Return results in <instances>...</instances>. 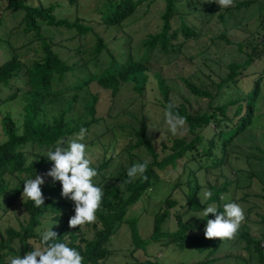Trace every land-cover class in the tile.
Here are the masks:
<instances>
[{
  "label": "trees",
  "instance_id": "16d2710c",
  "mask_svg": "<svg viewBox=\"0 0 264 264\" xmlns=\"http://www.w3.org/2000/svg\"><path fill=\"white\" fill-rule=\"evenodd\" d=\"M147 0H108L106 9L98 14L96 23L106 31L122 29V24L134 14L136 9ZM164 10L161 14V30L142 42L138 50H132L130 36L120 33L116 42L123 41L125 51L116 44L115 55L108 49L112 40L106 42L96 35L91 59L76 60L74 55L66 54L67 46L61 42L54 43L52 37L45 35L43 26L54 29H65L75 32L78 38L92 33L90 19L76 17L74 20L56 18L55 6H43L41 0H0V28L3 26V12H9L13 18H18L15 24L4 34L0 35V47L7 52V59L0 64V107L15 100L22 103L20 124L9 115L0 116V264H8L11 256L23 255L31 250L30 241L38 240V233L45 227L56 234V238L63 240L71 247H75L82 256V264H98L108 256L107 245L122 224L130 229L132 253L141 250L145 258L138 264H159L147 256L149 245L159 244L164 247L183 250L192 249L203 253V258L194 264H213L218 259L216 253L224 246L228 247L227 239L205 238L203 235L204 221L201 217L191 216L188 221L183 218L198 213L202 206L215 201L222 205L230 199L228 192L233 185V195H237L234 202L247 203L251 195L244 192L257 187L254 193L264 203V179L253 175L249 170L248 183L237 175L233 181L225 179L219 185L206 183L205 188L212 192L209 201L199 203V194L203 185L199 184L197 174L222 173L225 165H230L229 157L234 139L249 129L254 121L257 97L264 70L253 80L249 89L239 86L246 74L243 73L255 60L264 59V16L258 19L261 34L247 38L238 43V51L242 56L239 63L230 62L226 75L215 85L217 92L212 96L208 91L197 89L184 81L185 85L196 97L209 99V109L203 112H190L184 103L174 104L168 98V86L158 72H153L157 90L161 97L159 104L162 110L171 105L172 110L185 118L188 138H176L171 145L162 144L158 151L152 138L147 136L144 123L138 128H131L125 147L109 157H104L96 164L98 177L96 183L103 185L104 195L96 212V220L90 224L91 233L82 231V227H70L68 219L73 215V203L67 197L60 196L59 182L53 184L51 180L41 186L43 203L40 207L33 206L31 201L20 200L23 190V180L32 174H42L50 165L45 157V149L54 145L58 138L72 137L82 126L89 132L91 125L99 124L103 118L96 117L98 95L92 94L83 106V116L70 119L68 116L75 107L83 92L93 85L107 91L111 97L116 96L123 87L130 86L137 94L144 91L150 61V52L159 47L164 53L176 46L198 40L202 31L195 25L188 24L181 17L180 7H188V12L203 23H210L214 17L223 22V14L217 13L220 7L211 0L207 3H197L195 0H162ZM233 1V0H232ZM235 10H241L251 5L253 0H235ZM230 9V8H229ZM228 11L227 9L223 10ZM198 17V18H197ZM176 19L177 26H173ZM224 39V33L218 37ZM180 40V41H179ZM179 41L177 45L174 42ZM82 44L72 49L75 55L80 53ZM106 52L108 58L99 71H91L87 64L96 66L98 56ZM234 87L241 94L231 99L228 90ZM218 102L211 106V102ZM212 127L206 138L202 131ZM86 138V137H85ZM93 141H89L92 144ZM232 153V152H231ZM262 157H254L264 162V151H259ZM124 158V159H122ZM148 160L144 176L129 180L126 169L134 162ZM123 161V162H122ZM182 163V172L187 169L185 189L181 190L184 211L174 213L175 230L162 231L164 221L169 217V209L178 202L167 196L162 206L157 210L152 232L148 239H142L136 226L135 219H127L126 214L131 206L137 203L159 179V173L168 169H176ZM187 165V167H186ZM250 167V164L247 163ZM241 172L240 169L234 170ZM193 184V185H192ZM244 184V185H241ZM180 181L174 187H180ZM19 202L23 212L22 220L17 219V228L9 225L1 226V222ZM263 224L260 237H252L246 230L240 229L235 234L237 241L254 259L253 264H264V210L259 216ZM212 218L209 214L205 219ZM263 244V245H262ZM244 262V261H243ZM245 264L246 261L244 262ZM161 264V263H160Z\"/></svg>",
  "mask_w": 264,
  "mask_h": 264
},
{
  "label": "rangeland",
  "instance_id": "374dc122",
  "mask_svg": "<svg viewBox=\"0 0 264 264\" xmlns=\"http://www.w3.org/2000/svg\"><path fill=\"white\" fill-rule=\"evenodd\" d=\"M211 1L220 7L217 13L223 14V22H220L216 17L210 23L200 22L193 14L188 12V7H180L179 11L184 21L188 24L193 23L196 28H201L202 35L198 40L184 43L179 50L176 46H173L168 53H164L159 47H156L155 50L150 52L151 58L147 64L150 70L142 94H137L130 86L123 87L114 97L95 85L83 92L68 116H70V119L80 118L83 121L84 119L81 117H85L83 116L84 104L90 95H98L96 117L103 118V120L99 124L91 125L85 136L87 145L89 141H93L88 146L95 157V164L99 163L102 158L121 151L127 144L130 129L138 128L141 123H144L146 134L152 138L158 151L161 149L162 144L168 147L176 138H188L186 124L173 134L164 123L163 110L159 104L161 97L157 90L153 72H158L168 86V98L174 104L184 103L190 112H203L209 109V99L194 96L189 92L184 81L215 96L217 92L215 84L226 75L227 65L230 62L239 63L242 61V53L238 51L237 44L244 42L247 38L251 39L259 33L261 34L258 19L264 16V0H253L255 2L241 10H235V0L228 7L220 5L219 0ZM107 2L108 0H41L42 5L45 7L55 6L54 15L56 18L69 21L74 20L76 17L90 19L92 22L89 25L93 29L92 33L82 38H78L75 32H69L62 28L54 29L43 26V33L52 37L54 43L61 42L65 44L67 46L66 54L74 55L75 61L81 58L90 61L96 35L102 38L104 42L112 40L108 45V49L115 55L117 51H125L123 41L116 42L113 39L120 33L129 35L131 37L129 47L132 50H138L142 42L147 40L149 36L160 32L162 26L160 17L164 10L162 0H147L142 3L134 14L124 21L119 32L103 30L96 24L99 20L98 13L106 9ZM195 2L204 5L208 0H195ZM227 8L228 11L224 12L223 10ZM1 16H3V26L0 28V35L6 33L18 19L13 18L14 16L8 11L3 12ZM173 26H177L176 19ZM221 33H224L225 41L218 38ZM179 41L174 42L173 45H177ZM79 44H82L80 53L75 55L72 49L79 46ZM116 44L120 45V50L115 49ZM107 58V53L102 51L98 56L96 66H93L90 62L87 66L93 72L99 71L106 63ZM5 59H7V52L2 46L0 47V64ZM263 70L264 59L253 61L243 72L246 76L240 80V88L242 90L249 89L251 80L255 79ZM227 92L228 97L231 99L236 96L241 97V94L235 91L234 87ZM217 103L212 101L211 106H215ZM3 114H9L19 125L22 115L20 100L1 106L0 116ZM211 131L212 127L209 126L201 133L206 138ZM233 145L229 157L230 165H225L222 173H219L218 170L214 174L206 173L204 176L198 173L197 177L200 185H203V187L206 183L219 185L225 179L233 181L237 175L242 179L241 182L244 181L245 184L248 183V180L245 179L248 177L246 172L248 170L260 179H264V162L254 159V157H262L259 151H264V76L260 82L253 124L234 139ZM247 163L250 164V167ZM50 167L51 165L43 173ZM235 168L240 169L241 172L235 173ZM177 169H180L178 173L176 172ZM184 171L183 173L182 163H179L176 169H168L166 174L160 172L159 179L148 190L147 195L143 196V199H140L127 211L126 218L136 220L137 230L142 239L150 237L154 216L161 206L165 207L162 203L167 196L176 200L178 204L169 209L170 215L164 221L162 231L175 230V222L171 215L182 213L185 210L182 205L181 190L185 189L187 169ZM49 180L45 177L44 184ZM178 181H180L181 186L175 188V182ZM231 184L228 195L229 198L231 196L230 200L234 201L238 196L233 195L234 182ZM257 190L258 188L253 186L244 191L251 194L247 197V203L236 202L244 209V220L241 221L238 230L244 229L254 238L260 237L263 233V224L260 223L258 216L263 214L264 203L259 198L252 196L256 195L254 193H258ZM20 200H23L22 196L19 202ZM19 202L13 206L12 211L1 222V226L9 225L17 228V219L22 220L23 218ZM188 216H185L183 221L190 220L191 216ZM81 227L82 231L87 232L86 234L91 233L90 227L85 224ZM227 243L228 247L224 246L216 253L215 257L218 260L213 264H245V261L247 264L254 263V259H249L248 252L244 250L243 244L237 241L235 235L233 238L227 239ZM30 244L35 246V242L30 241ZM105 248L108 251V256L98 264H138L146 256L143 255L141 250L131 252L133 246L130 229L126 224H122L117 232L110 237ZM146 251L150 260L153 259L159 264H194L203 258V253L192 249L179 250L172 246L164 247L159 244L149 245Z\"/></svg>",
  "mask_w": 264,
  "mask_h": 264
},
{
  "label": "clouds",
  "instance_id": "9594fccd",
  "mask_svg": "<svg viewBox=\"0 0 264 264\" xmlns=\"http://www.w3.org/2000/svg\"><path fill=\"white\" fill-rule=\"evenodd\" d=\"M231 3L232 0H219V4L224 7L230 6ZM163 117L168 130L173 134L185 124V118L173 111L171 105L165 106ZM85 136L86 129L81 126L72 137L58 138L54 145L45 149V155H42L51 162V167L43 174L34 175L32 171V174L23 180L22 198L31 201L35 207H40L43 203L41 186L45 177L53 184L59 182L60 196L67 197L73 203V215L68 219L70 227L94 222L104 195L103 185L95 182L98 170L95 157L85 143ZM147 165L146 159L132 163L126 169V177L129 180L137 177L146 179L143 174ZM179 171L180 169L176 170L177 173ZM211 197L212 192L205 188L199 194V203L203 204ZM225 199L226 202L219 206L215 201L208 202L198 213L190 215L203 218L205 238L231 239L244 220V209L241 205ZM209 214H212V218L205 219ZM82 259L75 247L58 240L56 234L50 231V227H45L38 233L35 246H31V250L22 258L11 256L8 264H82Z\"/></svg>",
  "mask_w": 264,
  "mask_h": 264
}]
</instances>
